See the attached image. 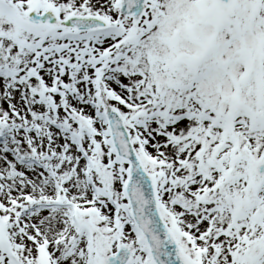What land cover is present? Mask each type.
I'll return each instance as SVG.
<instances>
[{
  "label": "snow or ice",
  "instance_id": "6c2138e0",
  "mask_svg": "<svg viewBox=\"0 0 264 264\" xmlns=\"http://www.w3.org/2000/svg\"><path fill=\"white\" fill-rule=\"evenodd\" d=\"M0 264H264V0H0Z\"/></svg>",
  "mask_w": 264,
  "mask_h": 264
}]
</instances>
